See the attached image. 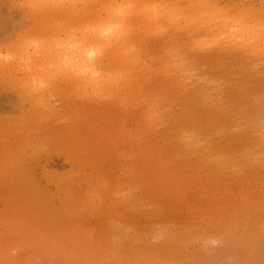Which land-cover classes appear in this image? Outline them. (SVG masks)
Listing matches in <instances>:
<instances>
[{
  "label": "rangeland",
  "instance_id": "obj_1",
  "mask_svg": "<svg viewBox=\"0 0 264 264\" xmlns=\"http://www.w3.org/2000/svg\"><path fill=\"white\" fill-rule=\"evenodd\" d=\"M13 2L0 0L1 55L6 51L10 55L14 49L11 56L3 57L5 65L7 56L12 57L15 51L17 55L29 54L36 39L39 43L40 38L50 35L45 32L42 35V30L50 29L47 26L53 22L48 23L52 19L50 14L31 10L28 0ZM37 31L41 37L35 34ZM32 34L37 38L32 36L31 41ZM22 37L23 42L26 38L30 40L29 45L26 43L29 48L20 42ZM44 37L50 42L51 36ZM46 43L41 46L44 49L38 44L34 48L49 49ZM31 52L27 58L33 64L38 54L44 53L38 51L34 58ZM42 54L38 59L46 61ZM23 56L25 62L27 58ZM12 58L19 59L17 63L22 60L17 56ZM9 60L5 68L0 66V159L3 151L17 153L24 142L39 140L42 147L35 154L21 153L24 176L0 172V249H3L0 264L8 260L16 264H26L28 260V264H143L150 260L264 264V169L255 164L256 160L248 165L244 160H236L238 168L222 170L214 168L217 163L213 161L188 160L186 153H177L176 149L175 130L180 127L191 134L200 132L196 137L203 136L212 147L227 154L240 156L241 148L253 141L252 124L264 118V109L255 108L254 100L250 99L252 91L259 87V83L252 86L256 79L243 80L239 76L243 65L235 66L232 76L226 70L217 73L221 82L211 88V99L192 100L184 93L167 98L172 116H166L152 133L142 124H133V118L140 114L139 108L110 97L85 102L70 93L71 85L54 76L50 67L44 66L45 62L41 65L51 70L47 72L51 75L48 74V79L47 75L42 77L43 71H47L44 68L40 69L42 75L37 72L40 79H47V86L39 94L45 104L55 107L34 108L19 86L21 82L34 86L31 78L38 80L37 74L33 69L31 73L23 71L18 64L22 71L19 70L16 61L12 69ZM198 67L209 72L215 68L212 63ZM238 83L246 87L245 97L234 94ZM230 116L232 124L227 126V131L212 127V123L221 124ZM116 128L120 132L130 131L131 135L137 129L140 135L136 139L133 136V150L132 139L124 144L125 135L118 140L116 150L108 142H102L98 150L90 145L48 147L53 129L87 138L94 129L99 135L102 129ZM16 132L26 134L20 137ZM151 140L158 147L167 143L168 148L161 154L175 158L161 160V171L158 165L147 161L152 156L156 158L157 152L138 160L142 152L150 151ZM60 141H66V134ZM93 156L95 159L89 160ZM167 166L196 175L197 182L195 177L188 176L182 177L178 186L162 181ZM202 178L204 183L200 182ZM67 179L71 180L72 192ZM12 224L13 231L9 227ZM14 247L20 248L18 256L12 255Z\"/></svg>",
  "mask_w": 264,
  "mask_h": 264
},
{
  "label": "bare ground",
  "instance_id": "obj_2",
  "mask_svg": "<svg viewBox=\"0 0 264 264\" xmlns=\"http://www.w3.org/2000/svg\"><path fill=\"white\" fill-rule=\"evenodd\" d=\"M39 2L31 1L27 5L34 12H44L45 15L50 14L52 16V19H49L48 23L51 22L50 20H53V22H51V26H47V28L51 27V30H45L43 28L44 25L42 27V35L44 32L50 34L43 37L47 39V37L51 36V39L48 38L50 42L45 41L43 37L40 38L42 36L40 34V27V32L37 31L39 33H35L36 35L40 34L39 43L44 40L40 43L41 46H43L44 42L49 44L46 45L49 49H38L39 52L44 51V55L41 53V58L45 56L46 61L45 59L44 61L38 59L41 54H38L36 50V45L40 46L36 39L33 42L36 43L34 46L30 42V47H36L34 48L35 50H32L33 48L30 50L34 53L31 52L32 57L35 58V55L38 54L36 60L34 59L35 62L31 59L34 64L31 63L29 56L27 58L30 51L29 54L23 56L21 53L23 51L22 48L19 49L21 50L20 56L17 55L18 53L16 54L18 51H15L12 57H21V60L23 56L27 58L25 60L29 63L24 62V58L19 61L20 63H17L19 59L17 60V58L12 57L10 63L11 68L17 63L16 67L19 69V64L21 69L27 73H31L33 69L32 72L37 74L38 80L32 77L33 81L30 79L32 82L36 80L40 81L45 75H47L48 79L49 73L47 74V72L52 70L51 72L55 73L54 76L62 78L63 81L71 85L70 93L80 96V99L85 102L93 101L99 97H110L119 102L128 103L131 106L139 108L140 114L133 118V124H142L147 128V131L149 130L153 133L156 131V127L163 124L166 116H172L173 111L169 110L167 98L180 96L184 93L188 94L192 100L205 101L211 99L213 98L211 88L221 82L217 78V73L221 70H226L230 71L228 75L232 76L235 66L239 67L243 65L244 68L240 70L239 76L243 80L247 78L256 79L257 82L252 80V86H256L259 83V87L252 91L250 99L251 101L254 100L255 108L264 109V55L260 52L261 41L258 35L261 24H264V0H41V4ZM129 3L133 4L134 7H122ZM153 4L165 5L166 7L152 8L151 5ZM177 4L191 7H187L183 12L178 13L171 7ZM205 5H218L230 16L240 20L241 23L237 24L235 20L226 23L223 19H215L213 16L214 9L205 7ZM117 23L120 24L119 29H114L113 33L108 36H100L104 27ZM233 27L237 30L232 31ZM221 32L228 33L229 38L243 36L247 43L243 47L233 45L210 49H201L197 46V43L207 42L210 38ZM33 34L31 38L35 36ZM31 38L30 40L32 41L37 37ZM41 39L42 41H40ZM26 40L28 42H23V40H20V42L25 43L24 46L27 49L29 48L30 40L28 38ZM100 40L105 42L111 41V43L107 44L102 53L89 57L87 50ZM20 42L18 41V43ZM23 43H20L19 46L23 47ZM74 44H78L79 46L73 47ZM44 48L46 47L44 46L40 49ZM23 49L25 50L24 47ZM5 53L2 56L0 52V56H2L0 57V66L2 68H5L8 64V57L11 56V53H14V49L10 52V55L8 52L7 54ZM25 53H28V50ZM6 55L9 56H7V60L5 59V65L2 63V59ZM12 59L17 60L16 62L13 60L15 62L13 65ZM43 63L44 66L46 64V68L49 66L51 70L48 71V69L42 66ZM207 63L214 64L215 68L213 72L202 71L198 67V64ZM41 68L42 70H47L43 71L45 74L40 71ZM77 68H92L99 72V75L93 76L92 71H79L76 70ZM12 69H15V67ZM9 70L11 71L10 68ZM37 72H40L41 75L43 74L41 79ZM52 78L53 75L49 78V81ZM47 79L43 78L42 80L47 81ZM232 82L236 83L234 80ZM188 89L190 90L187 92ZM238 93L240 94L238 96L242 97L247 95L248 92L243 83H238L235 86L234 94L237 95ZM77 106L83 107L82 105ZM182 113H185V111L183 110ZM230 119L231 116L221 124L212 123V127L221 131L223 130L222 132L227 131V126L232 124V120ZM252 129L255 131L253 141L250 144L244 145L240 150V156H238L237 154L221 152L218 148L212 147L203 136L199 139L196 136L200 132L191 134V131L180 127L175 130V138L178 141L176 149L179 150L177 153H186L188 160L213 161L217 163V166L214 168L222 170L228 167L238 168L236 160H244L245 165H248L251 160H256L255 164L264 169V118L260 117L256 119L255 123L252 124ZM8 132L10 133V129ZM16 134L23 137L26 133L20 134L16 132ZM65 134L66 141H60ZM123 135H125L124 144H126L127 139H132L133 150V136L136 139L140 135L136 128H134L132 135L130 131L128 133L125 131L120 132L117 128L114 131L102 129L98 135L94 129L87 138L76 137L71 132L68 134L58 129H53L51 132L52 140L48 142L50 143L48 147L51 146L54 149L63 145L64 147H70L68 144L78 146L90 145L98 150L102 142H108L112 143L110 145H113L116 150V146L119 144L118 140ZM26 143L24 142L19 147L22 149ZM41 147L42 144H40ZM167 148V143L158 147L151 140L150 151L142 152L141 159L138 160H145V157L153 152H157L156 158L152 156L147 161L151 165L153 163L158 165L161 171L163 167L160 162L161 160H175V158H169V155L161 154ZM214 149L216 151H213ZM126 151L127 153L131 152L129 150ZM3 152L4 155L0 159V172L4 173V175L11 172L16 177L24 176V172L21 169V160L23 158L22 156L20 157L21 150H18L17 153L11 151ZM29 152L31 153L32 150L29 149ZM137 152L138 150H136V154ZM67 156L70 155L67 154ZM94 156L89 160H94ZM71 160L74 159L72 158ZM185 176L192 178L196 175H187L184 170L170 169L167 166L162 181L178 186L182 177ZM68 177L72 179L70 176ZM67 181L69 182V192L74 191L70 184L71 180L67 179ZM195 181L197 182L196 177ZM200 182L204 183L205 179L202 178ZM80 184L79 181L78 185L80 186ZM244 209L248 208L244 207ZM9 227L11 231L15 230L13 224ZM0 250L2 251L3 249L1 248Z\"/></svg>",
  "mask_w": 264,
  "mask_h": 264
},
{
  "label": "snow or ice",
  "instance_id": "obj_3",
  "mask_svg": "<svg viewBox=\"0 0 264 264\" xmlns=\"http://www.w3.org/2000/svg\"><path fill=\"white\" fill-rule=\"evenodd\" d=\"M158 6H165V5H156V4L151 5L152 8H156ZM132 7H134V5L131 3L126 5V8H132ZM205 7H210L212 9H214L213 16L215 19H223L226 23L228 21H231V20H235L237 24L241 23L240 20H237L235 17L230 16L224 9H222L218 5H205ZM213 22H215V20H213ZM119 28H120L119 23L114 24V25H110L108 27H104L100 33V36L101 37L108 36L109 34L113 33L114 29H119ZM236 30L237 29L235 27H233L232 31H236ZM258 35H259V39L261 41L260 52L262 55H264V24H261ZM108 43H111V41L105 42L103 40H100L98 43L93 44L91 46V48L87 50L88 56L94 57L98 53H102ZM246 43L247 42L245 41V38L243 36H235L233 38H229L228 33L221 32L220 34L215 35L214 37L210 38L207 42L197 43V46L201 49H210V48L219 47V46L229 47V46H233V45L243 47ZM78 46H79L78 44L73 45V47H78ZM76 70L92 71L93 76L99 75V72L95 71L92 68H83V69L77 68ZM162 238L163 237H160V239H162ZM213 242L217 243L218 241H213ZM19 253H20V248L14 247L13 251H12V255L18 256ZM3 264H16V262L12 261V260H8L6 262H3ZM143 264H189V262L185 261V260L169 261V262H163V261H159V260H150V261H144Z\"/></svg>",
  "mask_w": 264,
  "mask_h": 264
},
{
  "label": "clouds",
  "instance_id": "obj_4",
  "mask_svg": "<svg viewBox=\"0 0 264 264\" xmlns=\"http://www.w3.org/2000/svg\"><path fill=\"white\" fill-rule=\"evenodd\" d=\"M122 7H126V5L122 6ZM158 7H166V6H158ZM171 7H173L178 13L179 12H183V10L187 7H191V6H184V5H172ZM22 40L24 39L23 37L21 38ZM9 59L11 57H8ZM47 86V81L46 80H40L37 82H34V86H31L27 83V82H21L20 83V87L25 91L26 93V99L29 100V102L33 105L34 108L36 109H45L48 110L52 107L55 106H49L47 104H45L44 100L42 98H40L39 95V91L41 89H43L44 87ZM35 97V98H33ZM68 117L64 118V122H67ZM29 149L32 150L33 153H37L40 150V143L39 142H33V141H29L25 144L24 147H22L21 149V153L23 154H27L29 152ZM188 261L189 264H196V262L192 261V260H185ZM243 264H250V262H243Z\"/></svg>",
  "mask_w": 264,
  "mask_h": 264
}]
</instances>
